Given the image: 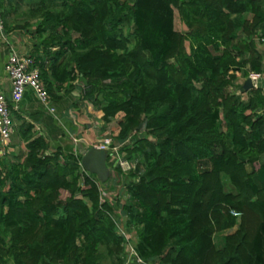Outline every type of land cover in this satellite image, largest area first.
<instances>
[{
  "label": "trees",
  "instance_id": "16d2710c",
  "mask_svg": "<svg viewBox=\"0 0 264 264\" xmlns=\"http://www.w3.org/2000/svg\"><path fill=\"white\" fill-rule=\"evenodd\" d=\"M0 18L35 19L50 95L77 85L116 118L102 136L136 160L115 170L141 260L264 264V94L231 89L262 72L264 0H0ZM21 128L25 153L0 166V264H124L119 202L79 155Z\"/></svg>",
  "mask_w": 264,
  "mask_h": 264
},
{
  "label": "crops",
  "instance_id": "0c3cea01",
  "mask_svg": "<svg viewBox=\"0 0 264 264\" xmlns=\"http://www.w3.org/2000/svg\"><path fill=\"white\" fill-rule=\"evenodd\" d=\"M23 31H26L23 27L11 28L8 31H4L3 27L0 29V91L6 95L11 89L10 79L5 71L8 54L11 50H16L21 54L29 55L32 49L33 40ZM259 31L263 33L258 46L262 51L261 66L264 75V27ZM247 77H239L235 81L234 88L242 97L249 89L244 87ZM66 89L64 83L59 90L53 92V95L49 94V106L53 107L52 111L42 103L30 87L25 88L17 108L10 104L13 130L6 142L0 140V166L4 162L16 160L25 153L23 128H21L25 123L32 126L33 133L46 137L51 149L61 148L64 151H72L80 157L93 141L102 137L104 131L101 128L106 125L102 119V111L92 107L86 99L80 97L77 85L69 91ZM112 125L111 121L106 127L115 129ZM106 164L108 166L107 161ZM108 168L110 172V167ZM128 264H151V262L140 263L131 259Z\"/></svg>",
  "mask_w": 264,
  "mask_h": 264
},
{
  "label": "built area",
  "instance_id": "2783aa9c",
  "mask_svg": "<svg viewBox=\"0 0 264 264\" xmlns=\"http://www.w3.org/2000/svg\"><path fill=\"white\" fill-rule=\"evenodd\" d=\"M2 27L3 24L0 18V29ZM5 71L10 79L11 89L7 95L0 91V140L4 142L9 139L13 130L10 104L12 103L15 108L19 106L26 87L32 88L42 103L51 111L53 110V107L49 106L50 95L41 78L39 68L34 65L33 58L30 55L11 50L5 62ZM248 77L252 82V87L261 86L264 94L263 72L250 71ZM260 79L262 80L261 82H259ZM91 146L105 152L107 151L106 153L110 156V159L116 161L124 172L135 167V161L126 158L123 151L120 150L121 143L116 142L109 134L93 141ZM126 253L124 264H128L131 259L140 263L144 262L137 256L134 245H131Z\"/></svg>",
  "mask_w": 264,
  "mask_h": 264
},
{
  "label": "rangeland",
  "instance_id": "374dc122",
  "mask_svg": "<svg viewBox=\"0 0 264 264\" xmlns=\"http://www.w3.org/2000/svg\"><path fill=\"white\" fill-rule=\"evenodd\" d=\"M25 9H26V6L22 5V7L18 10L19 11L18 15L15 14V16H17V18L15 19L14 23H12V24L22 25L24 23V20H23L22 16L20 15L21 14L20 11H23ZM12 17L13 16L11 15L10 18H12ZM34 20L35 19H32V25L27 26L26 28L23 27L26 30L25 32L24 31L23 32L26 34H29L30 39H32L33 41H34V34H35L34 33L35 32ZM261 81L262 80L260 79L259 82H261ZM81 86H83V85L81 84ZM231 89L236 93L238 91L237 89L234 88V86L231 87ZM238 93H239V91H238ZM89 103L92 107L94 106L92 102H89ZM115 121H116V118H115V120L112 119L113 125L115 124ZM112 132H114V131L112 130ZM140 134H142V133H139L138 135H140ZM106 161L108 163V166L110 167L109 175L105 180H101L98 178V183L102 189V196L104 199H107L110 202H113L114 204H116V202H119L118 206L116 205V209H115V212L118 214V216L116 217V220L118 221L119 230H120L121 234L124 236V241H123L124 250L128 251L130 246L135 244V236H136L135 230H133V227L127 229L126 226H124V224H125L124 221L126 219V215L122 211L121 205L123 204V202H125L128 194H127L125 187L122 183L124 181V178L121 175H119L115 170L116 166L118 165L117 162L114 160H111L109 155H107ZM215 243L217 245L221 244V239L218 238V236L215 237Z\"/></svg>",
  "mask_w": 264,
  "mask_h": 264
},
{
  "label": "water",
  "instance_id": "95a60500",
  "mask_svg": "<svg viewBox=\"0 0 264 264\" xmlns=\"http://www.w3.org/2000/svg\"><path fill=\"white\" fill-rule=\"evenodd\" d=\"M244 87H252L249 77L246 78ZM107 153L104 150L92 146L80 157L81 166L89 172L94 173L97 178L105 180L109 175V168L106 164Z\"/></svg>",
  "mask_w": 264,
  "mask_h": 264
}]
</instances>
